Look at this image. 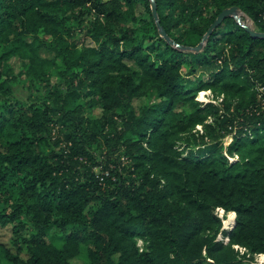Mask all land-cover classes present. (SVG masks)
<instances>
[{
    "label": "trees",
    "instance_id": "1",
    "mask_svg": "<svg viewBox=\"0 0 264 264\" xmlns=\"http://www.w3.org/2000/svg\"><path fill=\"white\" fill-rule=\"evenodd\" d=\"M155 2L176 44L151 0H0V225L16 248L0 240V257L11 264H73L84 246L88 264H244L234 245L264 254V38L228 16L195 49L234 6L264 32V0ZM148 26L156 37L138 43ZM199 86L230 96L222 114L206 107L211 141L190 132L205 117L187 124L175 111L199 104ZM148 93L159 101L138 111ZM83 96H96L98 119ZM218 126L234 132L226 147ZM219 207L237 213L235 227L223 228Z\"/></svg>",
    "mask_w": 264,
    "mask_h": 264
},
{
    "label": "rangeland",
    "instance_id": "2",
    "mask_svg": "<svg viewBox=\"0 0 264 264\" xmlns=\"http://www.w3.org/2000/svg\"><path fill=\"white\" fill-rule=\"evenodd\" d=\"M238 13H239V16L241 17V20L244 24L251 25L250 19L244 13H242L240 11ZM155 32L156 31L152 26H148L146 29L138 30L136 32V37H137L136 41L138 43H143L144 45H149L150 42L154 39V37H156ZM80 39L81 40L85 39L83 41L85 44H93L90 39H86V37L84 38V36H81ZM40 54L44 58H50V59L55 58V55L53 53L46 51L45 49H42L40 51ZM60 62L61 61H58V63H60ZM10 63L12 65L14 71L16 72V74H18L22 70L18 56L11 58ZM128 63L131 64L133 68H135V65L132 64V61H128ZM183 64H184L183 71L185 73H189V67H188L189 64L187 63V61H185ZM191 77L192 78L201 77L203 79H207V76L202 74V73H197L196 75H192ZM18 80H19V82H17L14 85V90H15L18 98L22 101L24 98H27L28 94L30 93V90H29L30 82L28 81V79L25 76H20V78ZM50 82H52L54 85H57V83H59L58 76H56V74L53 73V75L50 78ZM43 86L46 89H48V87H50V85H47V84H44ZM43 86L41 88H43ZM193 87H196V86H191V88H193ZM43 92H44V90H43ZM229 97L230 96H228L227 94L219 93L212 88H202L199 86V88H197L196 97H195V100L199 104L198 105H192V104L187 103L185 105H180V106L176 107L175 111H177V113L181 114V117L185 120V123H187V124H192V121L196 120L199 115L205 117L204 122L203 123H196L193 127H191L190 132L195 134V136L197 137L199 142L202 140L203 135H204V137H203L204 140L211 141V139L213 137L211 136L210 133H207L205 131V124L206 123H213L214 125H216L217 123H216V119H215V114L213 112H211L210 110H206V107L210 104H213L215 106V108L219 109V112H220L219 114H222L224 111V108H225V102L229 99ZM157 101H159V98L157 95L148 93L146 95L136 97L134 99L133 103H134L136 109L139 111L142 106L150 104V103H155ZM76 103L81 104L84 107L86 113L88 115H90L92 118L98 119V117L100 116V104L97 102L96 96L95 97L83 96L82 98H79L76 101ZM234 106L235 105H232V107H231V110H230L231 113H233V111H234ZM198 109H201V110H198ZM115 127H117V129H121L122 124L120 122L115 123ZM218 128L219 129H218L216 134L221 135V137H219V139L217 141H220L226 147L233 141L234 132L227 133L224 128H220L219 126H218ZM183 147H184V145H183ZM121 161H122L123 166L124 165L128 166L130 164L129 163L130 161H128V159H126L124 156H121ZM127 172H129V171H127ZM217 212L219 213L220 217H222V219H223V228L227 229V230L231 229L229 227H231V223L234 222L233 220L235 219L236 214L234 213V215H232L231 212H233V211L227 212L224 209H222L220 211L217 210ZM13 239H14V235H13V231H12V226L11 225H7V226L0 225V240L3 243H5V245L7 247L11 248L13 251H16V248L13 245V241H14ZM47 239L50 241H53L59 247L63 246L64 240L62 238V234L60 233V231H58L56 229H52L49 232ZM218 239H223L225 242L230 241V237L227 235H224L222 233L218 236ZM137 245L140 248H143L145 245L144 240L138 239ZM234 247L236 250L240 251V255L242 256V258L244 260V264H264V254L263 253L252 254L249 252V250L247 248L242 247L240 245H234ZM72 262H73V264H88L86 246H84L82 253L79 256V258L72 259ZM0 264H11V263L8 260L0 257Z\"/></svg>",
    "mask_w": 264,
    "mask_h": 264
},
{
    "label": "water",
    "instance_id": "3",
    "mask_svg": "<svg viewBox=\"0 0 264 264\" xmlns=\"http://www.w3.org/2000/svg\"><path fill=\"white\" fill-rule=\"evenodd\" d=\"M151 7H152V12L153 15L157 21V25L159 26L160 29V33L161 36H164L170 43L172 44H176L165 32V30L161 27L160 22H159V16H158V9H157V4L155 2V0H151ZM239 9L237 7H231V8H227L225 10H223L219 16L217 17V19L215 20V22L212 24L211 28L209 29V31L204 35L202 42L197 45L195 47L196 50H199L202 48L204 42L208 39V37L213 33V30L228 16H234L236 18V20L254 37H263L264 38V32H259L254 30L250 25H246L242 22L241 17L239 16ZM180 48H185L184 46L179 45ZM223 208L219 207L217 210L220 211ZM236 215H235V219H234V223H231V227L229 228H233L236 225V217H237V213L235 211H233Z\"/></svg>",
    "mask_w": 264,
    "mask_h": 264
},
{
    "label": "built area",
    "instance_id": "4",
    "mask_svg": "<svg viewBox=\"0 0 264 264\" xmlns=\"http://www.w3.org/2000/svg\"><path fill=\"white\" fill-rule=\"evenodd\" d=\"M247 16V15H246ZM248 17V16H247ZM249 18V17H248ZM250 19V18H249ZM250 21H251V25L253 24V21L250 19Z\"/></svg>",
    "mask_w": 264,
    "mask_h": 264
},
{
    "label": "bare ground",
    "instance_id": "5",
    "mask_svg": "<svg viewBox=\"0 0 264 264\" xmlns=\"http://www.w3.org/2000/svg\"><path fill=\"white\" fill-rule=\"evenodd\" d=\"M244 17H245V16H244ZM231 214L234 215V212H231ZM233 221H234V220H233ZM233 223H234V222H233ZM233 223H232V224H233Z\"/></svg>",
    "mask_w": 264,
    "mask_h": 264
}]
</instances>
